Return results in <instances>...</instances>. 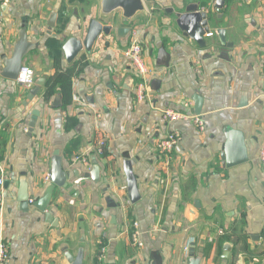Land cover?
<instances>
[{
    "label": "crops",
    "instance_id": "1",
    "mask_svg": "<svg viewBox=\"0 0 264 264\" xmlns=\"http://www.w3.org/2000/svg\"><path fill=\"white\" fill-rule=\"evenodd\" d=\"M143 1L145 12L124 24L115 14L111 37L101 35L91 52L83 50L68 64L64 44L85 37L90 21L100 17L101 0H0V163L6 183L0 242L2 236L6 264H71L81 250L82 264H190L191 254L201 264H264V0H222L219 7L218 0ZM193 4L212 19L205 47L176 23ZM24 26L36 44L24 60L35 72L32 89L1 76ZM122 27L129 32L121 37ZM134 36L151 69L150 100L141 104L125 56ZM162 48L170 55L168 67L159 65ZM66 71L73 74L69 94L56 89L48 95L47 82ZM40 79L39 95L28 99ZM244 95L248 105L241 108ZM197 96L204 132L190 120L163 119L165 109L197 115ZM34 111L40 116L29 136ZM225 128L243 133L247 163L224 167ZM174 132L180 143L169 156L160 154L158 142ZM57 151L68 186L56 188L49 222L30 204L24 211L18 195L25 180L29 200L42 197ZM76 157L90 165L75 163ZM127 162L138 180L135 204L128 197ZM135 222L142 248L132 244Z\"/></svg>",
    "mask_w": 264,
    "mask_h": 264
},
{
    "label": "water",
    "instance_id": "2",
    "mask_svg": "<svg viewBox=\"0 0 264 264\" xmlns=\"http://www.w3.org/2000/svg\"><path fill=\"white\" fill-rule=\"evenodd\" d=\"M144 2L145 1L143 0H101L100 17L98 20L93 19L90 21L85 37L83 39L73 37L64 44L63 51L65 53L67 63L72 64L83 50L91 52L96 43L100 40H104V37H111L113 27L117 22L115 14H120L121 22L123 24L127 23L128 21H131L137 14L145 12L146 8ZM217 2L218 7L223 3L222 0H218ZM111 17H113L112 20ZM56 20L57 14H53L50 22L48 23L49 35H52V31L56 26ZM176 23L178 27L184 32L185 37L194 40L201 47L206 46V36L210 32L209 25L212 23V19L208 17V13L205 11H200L199 6L194 4L188 6L184 13L177 15ZM127 32H129V29L122 27L118 30V35L122 37L123 34ZM216 33L221 43L224 44L226 39L224 30L219 29ZM101 35H104V37L100 38ZM106 44H109V42ZM35 49L36 44H33L29 41L27 28L24 26L20 32L18 41L14 45L12 56L4 60L5 67L1 72V76L11 81H17L20 70L24 65L25 58ZM169 62L170 55L162 48L159 51V65L168 67ZM44 82L45 81L43 79L38 81L37 87L30 92L28 99L32 100L37 95H39ZM132 84L133 81L130 80L127 83L128 88H130ZM194 101L195 112L197 115H201L203 105L202 98L198 96L194 97ZM247 105L248 99L244 95L240 103V107L243 108ZM39 116V111H34L32 113V118L29 123V136L35 129ZM224 134L226 136V146L222 155L224 167L232 168L247 163L248 154L243 133L237 130L225 128ZM94 169H97L98 171V168L95 167ZM126 174L128 180V197L130 201L135 204L138 202V200H140V195L138 189V180L133 173L130 162L126 163ZM91 176H94L93 173ZM50 177V185L47 187L45 193L40 199L32 204L33 207L45 213L49 222L52 220V215L47 212V209L51 204L56 188H67L68 186V176L63 170L62 159L60 157L59 151L54 154L52 159ZM29 199L28 185L26 181L23 180L20 184L18 200L21 203L22 209L24 211H27L29 208ZM195 207L199 208L198 203H195ZM225 250L227 253L230 252L231 246L227 245ZM83 255L84 253L81 250L76 258L70 257V263L82 264ZM201 263V257H195L194 254H191L190 264Z\"/></svg>",
    "mask_w": 264,
    "mask_h": 264
},
{
    "label": "built area",
    "instance_id": "3",
    "mask_svg": "<svg viewBox=\"0 0 264 264\" xmlns=\"http://www.w3.org/2000/svg\"><path fill=\"white\" fill-rule=\"evenodd\" d=\"M9 0H4V4L8 5ZM208 37L212 36V34H208ZM126 58L131 62L133 70L137 77V85L135 89V97L136 102L141 104L147 100H150V87L148 84V77L151 74V69L147 65L144 57V51L142 44L138 41V39L134 36L131 44L125 51ZM20 86L32 89L36 85V77L35 72L29 66L23 65L19 77L16 81ZM189 104L186 103L183 107L184 110L188 108ZM162 117L165 121L168 122H176L179 120H190L195 126L198 128L199 132H204L206 130V123L204 117L202 115H188L185 111H174L171 109H165L162 113ZM261 148H260V163L264 165V128L261 133ZM181 136L179 133L174 132L170 133L163 139H161L157 148L160 154L169 156L176 148V146L180 143ZM105 143L101 142L100 147L104 146ZM75 163H81L85 166H89L90 163L85 158L76 157L74 160ZM50 174L46 176L45 181L47 183L50 182ZM5 176L3 173V169L0 163V201L3 198V193L5 191ZM35 201L33 199L29 200V204L32 205ZM134 232L131 235L132 244L138 248H142L144 245L142 241H140L139 234V224L137 222L133 223ZM223 234V233H221ZM100 261H104L106 259V247H102L100 249ZM9 260V253L7 245L5 244L2 236L0 242V264H6Z\"/></svg>",
    "mask_w": 264,
    "mask_h": 264
},
{
    "label": "trees",
    "instance_id": "4",
    "mask_svg": "<svg viewBox=\"0 0 264 264\" xmlns=\"http://www.w3.org/2000/svg\"><path fill=\"white\" fill-rule=\"evenodd\" d=\"M53 56V53H51ZM54 57V56H53ZM72 71H66L63 73H57L53 78H51L47 82V92L48 95H51L56 89H60L64 91L66 94H69L71 90V79H72ZM228 241V239L226 240Z\"/></svg>",
    "mask_w": 264,
    "mask_h": 264
}]
</instances>
